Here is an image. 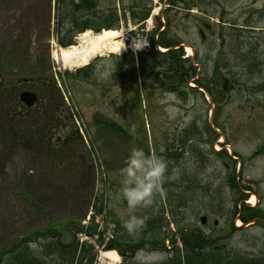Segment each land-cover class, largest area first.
<instances>
[{
	"label": "rangeland",
	"instance_id": "rangeland-1",
	"mask_svg": "<svg viewBox=\"0 0 264 264\" xmlns=\"http://www.w3.org/2000/svg\"><path fill=\"white\" fill-rule=\"evenodd\" d=\"M139 1L114 0L125 17L113 29L127 47L98 54L81 68L56 56L61 48L78 46L84 33L69 46L58 42L55 0H0L5 82L34 91L40 73L53 76L82 136L65 120L60 124L69 139L55 143L54 137L43 149L29 145L28 136L16 149L0 151V252L21 238H31L37 247L30 248L42 252L51 239L46 233L55 232L62 242H80L74 264H159L175 256L171 236L181 247L178 232L199 229L232 258L264 255V221L243 224L233 217L240 196L229 179L235 175L240 186H250L246 203L264 213V0H147L151 14L145 21L130 12ZM141 40L145 46L139 50ZM160 40L182 45L186 69L197 68L179 89L160 87L162 78L172 76L170 70L166 78L165 66L158 65L165 49ZM157 74L163 77L157 80ZM181 89L186 97L178 94ZM105 120L126 128L128 138L113 135ZM222 145L237 163L217 153ZM133 146L163 156L168 174L177 178L162 184L151 206L129 210L118 190ZM95 197L102 198V211ZM129 215L147 217L134 235L122 226ZM166 236L170 240L163 243ZM114 243L122 249L142 245L123 255ZM47 261L62 264L53 257Z\"/></svg>",
	"mask_w": 264,
	"mask_h": 264
},
{
	"label": "trees",
	"instance_id": "trees-1",
	"mask_svg": "<svg viewBox=\"0 0 264 264\" xmlns=\"http://www.w3.org/2000/svg\"><path fill=\"white\" fill-rule=\"evenodd\" d=\"M103 1L106 2L107 6H102ZM139 3L141 5L135 4L133 7L131 5L133 9L131 8L130 12L133 18L138 21H144L151 14V6L149 5L151 2L140 0ZM114 5V0H55L58 42L65 47L74 42L75 35L88 29L100 32L105 28L113 29L119 27L122 17L125 16H121ZM69 21L71 22V26L65 28L66 22ZM159 43L160 46L165 48L177 46V44L173 45L163 40H160ZM183 55V48H177L169 49L167 52H162L158 56L162 58V60H159V63L157 62L158 65L162 67L165 66L166 68L164 73L165 77H168L167 72H170V70V73H172L169 81L163 78V80L166 81L165 85L167 87L173 85V88L179 89L180 84L187 85L186 78L188 75L192 79L197 74L195 73L197 68L192 64L190 68L186 69V59L183 58ZM155 61H157V59ZM179 72L180 74L177 76ZM23 80L22 83H25ZM200 83L197 82V85L199 84L198 86H200ZM32 87L38 94V99L35 105L29 108L21 103L19 99V87L17 85H8L7 82H0V151L8 148L11 149L10 145L16 149L22 143L23 137L26 138L28 136L30 137L28 144L38 146V148H46L49 142L52 140L54 141V137H56L55 143H58L60 141L59 139L63 136L65 139H69L72 135L67 132L68 128L66 125L60 124L65 120L69 121L70 129L82 139L80 132L74 127L69 112L66 111V106L62 100L61 92L58 89L55 78L53 76L50 78L45 72L40 73ZM179 92L178 94L180 96L186 97L187 92H185V90L183 91L181 89ZM104 124L113 132V135L118 132L128 137L126 129L117 122L105 120ZM208 128L212 129L210 126H208ZM217 153L224 156L227 155V160L229 159L233 164L237 163L232 156L230 157V155H228V150L225 145H222V148L218 150ZM236 155L237 154L234 153V156ZM229 165V163L226 164L228 168L230 167ZM229 179L231 180V186L240 196V206L238 207V203H235L233 217L235 218L239 215L238 217L244 224L255 220L259 222L264 221V213L260 208L257 205L250 206L246 203L251 191L250 186H240L237 183L238 180L235 175L229 176ZM172 195L173 194H170L168 199H170ZM94 200L96 201V210L99 209V211H102L104 208L102 198L95 197ZM162 203H165V201H161V204ZM183 204L184 200L182 199L178 208ZM92 218L94 222L96 216L94 215ZM156 221L155 217L148 219V223L151 224ZM176 223L178 224V221ZM96 227L97 226L94 224L89 227L91 235L96 231ZM46 234L51 235L49 236L51 237L50 242L46 244V250H42V252L36 250L34 252L29 246V242L33 240L31 241V238L28 240L26 238H21L10 245V247L0 252V264H49L47 259L52 257L59 260L62 264H74L79 258L78 253L79 250H81L80 242L75 240L67 244L60 240L61 235L58 233L49 232ZM174 235L171 236V241L173 243L175 256L159 264H264V255L255 258H232L228 251L224 252L223 249L216 244L215 239H211L204 235L199 229L180 230L178 232V239H180L182 244L181 247L177 245V239H174ZM36 237L37 240L40 239L39 236ZM49 237H47V239ZM169 238V236H166L163 243H165L166 240H170ZM47 239H45V241ZM114 245L123 254L129 250L131 253H134L142 244L136 246L133 244L127 245L123 249L115 243ZM164 248H166V246H164Z\"/></svg>",
	"mask_w": 264,
	"mask_h": 264
},
{
	"label": "clouds",
	"instance_id": "clouds-1",
	"mask_svg": "<svg viewBox=\"0 0 264 264\" xmlns=\"http://www.w3.org/2000/svg\"><path fill=\"white\" fill-rule=\"evenodd\" d=\"M71 26V22H66ZM110 75V73H101ZM123 177L118 196L126 201L129 210L137 207L147 208L153 204L154 194L160 191L162 184L167 180L176 179L174 175L168 174V162L156 153H145L140 148L133 146L126 157L124 167L121 168ZM147 217L129 215L122 220V226L130 235L139 232L146 223ZM30 247H37L34 242H29ZM161 260L166 259L164 253H159Z\"/></svg>",
	"mask_w": 264,
	"mask_h": 264
},
{
	"label": "bare ground",
	"instance_id": "bare-ground-1",
	"mask_svg": "<svg viewBox=\"0 0 264 264\" xmlns=\"http://www.w3.org/2000/svg\"><path fill=\"white\" fill-rule=\"evenodd\" d=\"M121 34L122 33L117 30H104L94 35L85 32L78 46L61 48L56 56L68 67L83 66L98 54L110 51H123L127 47V44ZM135 46L141 50L145 46V41L141 40L137 42ZM162 50L164 49L162 48ZM254 201L255 196H252L251 202ZM110 256L115 260L118 258L116 254H110Z\"/></svg>",
	"mask_w": 264,
	"mask_h": 264
},
{
	"label": "water",
	"instance_id": "water-1",
	"mask_svg": "<svg viewBox=\"0 0 264 264\" xmlns=\"http://www.w3.org/2000/svg\"><path fill=\"white\" fill-rule=\"evenodd\" d=\"M207 29H210V26H206ZM231 86V84L228 82L225 85V89H229ZM21 99L22 101H24L28 106H32L36 100H37V95L36 93L32 92V91H23L21 93ZM201 221L204 223L206 221V217L202 216Z\"/></svg>",
	"mask_w": 264,
	"mask_h": 264
},
{
	"label": "flooded vegetation",
	"instance_id": "flooded-vegetation-1",
	"mask_svg": "<svg viewBox=\"0 0 264 264\" xmlns=\"http://www.w3.org/2000/svg\"><path fill=\"white\" fill-rule=\"evenodd\" d=\"M5 72L3 71V69L0 67V82L3 83L5 81L4 77ZM160 75H157V77H159Z\"/></svg>",
	"mask_w": 264,
	"mask_h": 264
}]
</instances>
